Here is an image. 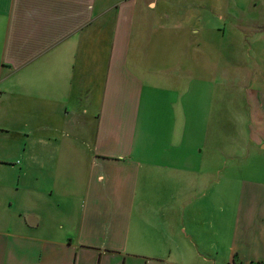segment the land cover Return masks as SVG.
I'll list each match as a JSON object with an SVG mask.
<instances>
[{
  "label": "crops",
  "instance_id": "obj_1",
  "mask_svg": "<svg viewBox=\"0 0 264 264\" xmlns=\"http://www.w3.org/2000/svg\"><path fill=\"white\" fill-rule=\"evenodd\" d=\"M253 2L0 0V264L264 262V181L222 169L264 128L213 134Z\"/></svg>",
  "mask_w": 264,
  "mask_h": 264
},
{
  "label": "rangeland",
  "instance_id": "obj_2",
  "mask_svg": "<svg viewBox=\"0 0 264 264\" xmlns=\"http://www.w3.org/2000/svg\"><path fill=\"white\" fill-rule=\"evenodd\" d=\"M256 3L255 9L252 8L254 2L250 4L246 15L252 24L247 31L238 26L239 23L236 25L241 18L233 22L234 17L230 16L226 20L229 25L226 38H222L224 48L219 56L216 79L215 111L220 112L222 118H217L213 129L214 136L221 143L215 145L216 152L223 151V146L226 149L247 147L251 141L248 127L253 128L256 124L264 128V114L260 119L257 117L255 123L253 121V115L258 114L253 108L261 107L264 113V0H256ZM242 22L248 23L245 19ZM263 146L264 143L260 149L255 150V146L252 151L249 148L243 152L239 150L234 156L225 151L228 158L233 157L225 161L228 166H222L225 175L229 173L241 180L264 181V164L261 165L258 159V156H264ZM236 264L240 263L236 260Z\"/></svg>",
  "mask_w": 264,
  "mask_h": 264
},
{
  "label": "trees",
  "instance_id": "obj_3",
  "mask_svg": "<svg viewBox=\"0 0 264 264\" xmlns=\"http://www.w3.org/2000/svg\"><path fill=\"white\" fill-rule=\"evenodd\" d=\"M233 264H236V260L233 261ZM251 264H253V263H251ZM256 264H264V262H258Z\"/></svg>",
  "mask_w": 264,
  "mask_h": 264
},
{
  "label": "water",
  "instance_id": "obj_4",
  "mask_svg": "<svg viewBox=\"0 0 264 264\" xmlns=\"http://www.w3.org/2000/svg\"><path fill=\"white\" fill-rule=\"evenodd\" d=\"M263 148H264V146H263Z\"/></svg>",
  "mask_w": 264,
  "mask_h": 264
}]
</instances>
